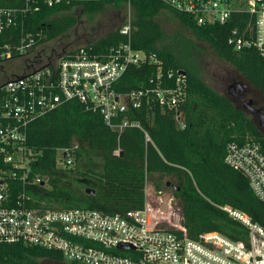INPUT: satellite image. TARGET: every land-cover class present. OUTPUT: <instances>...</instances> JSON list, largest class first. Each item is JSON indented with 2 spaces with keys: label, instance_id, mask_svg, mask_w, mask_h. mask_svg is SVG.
Wrapping results in <instances>:
<instances>
[{
  "label": "built area",
  "instance_id": "2783aa9c",
  "mask_svg": "<svg viewBox=\"0 0 264 264\" xmlns=\"http://www.w3.org/2000/svg\"><path fill=\"white\" fill-rule=\"evenodd\" d=\"M71 1L25 0L20 8L0 7V243L23 242L57 250L64 261L78 264H264V228L249 216L221 206L247 228L246 240L217 231H203L191 238L181 223L172 190L151 191L147 180L142 208L123 214L44 206V201L28 192L26 185L44 182L39 175L29 177L36 155L26 144L27 125L61 104L78 101L117 132L127 127L142 129L129 116L143 103L150 113L155 106L174 108L178 125H184L178 106L186 92L185 73L164 69L155 53L133 48L131 20L119 26V32L127 36L125 43L97 51L78 46L43 60L41 44L35 45L41 33L25 32L20 16L43 5ZM162 1L190 14L198 24L224 23L232 10L248 12L252 18L243 30L231 31L228 43L236 50L252 47L264 56V0ZM144 61L157 64L147 85L117 90L127 68ZM142 130L145 140L151 141ZM73 149L71 145L57 150L58 166L73 164ZM119 152V148L114 150ZM224 162L245 176L264 203V147L255 140L230 141ZM164 193H168L167 211L160 208ZM176 212L179 218L174 224Z\"/></svg>",
  "mask_w": 264,
  "mask_h": 264
},
{
  "label": "trees",
  "instance_id": "16d2710c",
  "mask_svg": "<svg viewBox=\"0 0 264 264\" xmlns=\"http://www.w3.org/2000/svg\"><path fill=\"white\" fill-rule=\"evenodd\" d=\"M24 2L0 0V7L20 8ZM122 3L131 9V46L147 54L155 53L164 69L185 70L187 87L178 106L183 127L175 119L174 108L155 106L150 113L143 103L129 117L137 119L148 133L151 141H146L141 128L127 127L117 132L98 113L84 109L78 101H68L27 125L26 144L36 155L30 163L29 177L39 175L44 183L26 185V189L44 201V206L123 214L142 208L147 179L158 190L170 181L178 187L172 192L189 237L217 231L231 239L246 240L247 228L221 206L243 212L264 228V203L252 192L245 176L224 162V155L230 141L255 140L264 147V134L243 109L197 76L190 56L175 53L163 43L165 33L155 15L161 9L172 12L264 96V56L252 47L236 50L228 43L231 31L243 30L252 17L246 11L232 10L224 23L198 24L190 14L174 10L162 0H73L69 4L43 5L20 18L25 32L41 33L35 43L39 45L62 36L76 25L75 16L58 13L75 6L86 12L103 11L109 4ZM125 42L127 36L119 32L118 26L84 46L97 51ZM156 69V63L146 61L130 65L116 89L141 88ZM71 145L73 164L58 166L57 150ZM117 148L121 154L114 153ZM41 258L64 260L57 250L23 242L0 243L1 263L40 264Z\"/></svg>",
  "mask_w": 264,
  "mask_h": 264
},
{
  "label": "rangeland",
  "instance_id": "374dc122",
  "mask_svg": "<svg viewBox=\"0 0 264 264\" xmlns=\"http://www.w3.org/2000/svg\"><path fill=\"white\" fill-rule=\"evenodd\" d=\"M62 14L75 16L77 23L62 36L55 40L44 42L39 46L38 49L43 60L50 55L61 54L71 48L94 42L110 30L131 20L130 6L125 3L118 5L109 4L103 11L96 12H86L81 7L75 6L57 15ZM155 19L165 33L163 43L175 53L190 56V64L197 76L216 92L229 97L236 107L243 109L251 121L264 134V127L259 126L257 117L233 98L231 93H228L227 86L233 82L244 83L256 104L264 109V98L262 95L252 85L247 83L230 63L220 57L208 42L194 36L172 12L167 9H161L155 15ZM147 181L148 188L151 191H154V189L158 190L150 179H147ZM161 190L167 191L169 188L163 187ZM39 261L42 264H52L42 259H39ZM64 262L69 263L67 261ZM0 264L3 263L0 262Z\"/></svg>",
  "mask_w": 264,
  "mask_h": 264
},
{
  "label": "water",
  "instance_id": "95a60500",
  "mask_svg": "<svg viewBox=\"0 0 264 264\" xmlns=\"http://www.w3.org/2000/svg\"><path fill=\"white\" fill-rule=\"evenodd\" d=\"M179 72L181 73H185V70L184 69H180ZM245 84L244 83H238V82H233L231 84V91L229 93L233 94V90L237 89V90H240ZM244 107L246 109H248L253 115H255L258 119V124L259 126L261 127H264V113H262V111L255 107L253 105V101L251 99H249L246 103H244ZM119 154H121V151L119 152ZM165 186L167 188H170L171 190H177L178 187L174 186L172 182L170 181H166L165 182ZM90 193H92L93 191L90 190ZM162 199V202L160 204V208L161 210L163 211H167V199H168V193H164L161 197ZM178 218H179V213L176 212L174 213V216H173V223L174 224H177L178 223ZM128 247H130L129 245H127ZM122 247H126L125 245H120V248Z\"/></svg>",
  "mask_w": 264,
  "mask_h": 264
},
{
  "label": "flooded vegetation",
  "instance_id": "af4514ba",
  "mask_svg": "<svg viewBox=\"0 0 264 264\" xmlns=\"http://www.w3.org/2000/svg\"><path fill=\"white\" fill-rule=\"evenodd\" d=\"M56 38H58V37H56ZM56 38H54L52 40H55ZM227 91H228V93L231 91V85L227 86ZM232 93L233 94L231 96L233 98H235L243 107H244V103H246L249 99H251L253 101V105L255 107L259 108L262 111V113H264V109L261 106H259L258 104H256V102L254 101V99L250 95L249 90L247 89L246 85H244L240 90H237V89L233 90ZM41 259L45 260V262H47V263H52V264H69V263H65L64 261H56V260L48 259V258H41ZM40 264H42V263L40 262Z\"/></svg>",
  "mask_w": 264,
  "mask_h": 264
},
{
  "label": "crops",
  "instance_id": "0c3cea01",
  "mask_svg": "<svg viewBox=\"0 0 264 264\" xmlns=\"http://www.w3.org/2000/svg\"><path fill=\"white\" fill-rule=\"evenodd\" d=\"M253 87V86H252ZM258 93H260L256 88H254ZM261 94V93H260ZM262 95V94H261ZM262 97L264 98V96L262 95Z\"/></svg>",
  "mask_w": 264,
  "mask_h": 264
}]
</instances>
